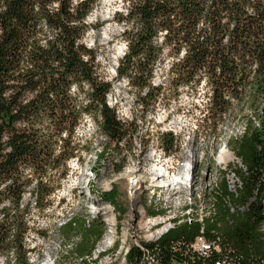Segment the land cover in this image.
I'll return each instance as SVG.
<instances>
[{"label": "trees", "instance_id": "1", "mask_svg": "<svg viewBox=\"0 0 264 264\" xmlns=\"http://www.w3.org/2000/svg\"><path fill=\"white\" fill-rule=\"evenodd\" d=\"M96 1L0 0V255L8 264H30L23 195L33 184L35 205L44 209L56 188L50 176L65 177L68 160L77 156L71 139L83 116L108 142L118 146L124 138L123 122L106 102L111 83L96 70L94 50L82 42L84 20ZM123 18L129 24L127 50L117 74L138 90L142 107L149 106L152 92L154 99L161 94L163 87L151 80L155 66L169 55L175 92L205 86V126H215L245 96L264 110V0H129ZM261 114L257 127H245L240 137L228 140L241 163L235 192L222 180L209 192L202 222L174 217V227L157 240L130 244L124 264H142L144 247L154 256L152 264H174L179 257L172 244L192 242L202 228L230 249L238 264H264ZM166 135L161 140L170 151L175 138ZM106 150L103 144L94 152L96 175ZM98 196L116 208L113 188ZM163 212L148 209L149 215ZM58 230L78 237L66 251L74 258L69 264H89L105 225L101 218L70 217Z\"/></svg>", "mask_w": 264, "mask_h": 264}, {"label": "rangeland", "instance_id": "2", "mask_svg": "<svg viewBox=\"0 0 264 264\" xmlns=\"http://www.w3.org/2000/svg\"><path fill=\"white\" fill-rule=\"evenodd\" d=\"M128 1L111 0L101 6L97 0L84 20L87 30L82 39L96 54V70L111 83L106 102L123 122L124 138L118 146L108 142L99 133L96 123L84 115L71 139L77 156L68 160L65 177L50 176L56 188L44 209L35 205L33 184L26 190L22 204L27 206L25 221L30 228L25 234L30 264L74 263L73 256L66 255V251L78 237L69 239L70 236L58 230L70 217L87 221L101 218L105 225L88 259L89 264H124L123 252L128 245L154 240L158 235L159 226L150 229L147 223L149 202L155 201L171 217L184 214L185 205H193L194 215H205L210 206L209 192L222 180L231 190L238 182L235 170L241 163L228 140L240 137L245 127L258 126V116L264 112L260 101L251 103L245 96L242 104L236 105L234 101L233 108L223 114L215 126H205L202 121L205 86L182 87L175 92L170 85L172 58L164 55L155 66L151 80L152 85L163 87L161 94L154 99L155 92H152L146 99L149 106L142 107L138 90L117 74L119 60L127 50L124 31L129 24L123 17ZM95 9L99 10L97 17L91 15ZM165 134V139L170 135L175 138L170 151L163 147L161 137ZM103 144L107 150L96 175L92 169L94 152ZM184 164L189 172L188 179L178 184L177 189L158 188L151 181L135 180L133 185L132 176H128L135 169L142 171L144 176L163 171L167 174L165 177L171 179ZM116 165H120L118 172ZM112 188L116 208L98 196ZM108 204L113 211L112 225L103 213V207ZM117 241L119 245L114 249ZM0 264H8L5 255H0Z\"/></svg>", "mask_w": 264, "mask_h": 264}, {"label": "bare ground", "instance_id": "3", "mask_svg": "<svg viewBox=\"0 0 264 264\" xmlns=\"http://www.w3.org/2000/svg\"><path fill=\"white\" fill-rule=\"evenodd\" d=\"M109 1H111V0H99L98 3H99V5L103 6V5H106ZM98 14H99L98 9L93 10V12L91 13V15L93 17L94 16L97 17ZM148 156L150 157L151 155H148ZM139 171H135V169H134V171L128 173V176H130V175L132 176L131 181H132L133 185H135V183H136L135 180L136 181L139 180V182H141V183L142 182L144 183L146 181H151L153 183L152 185H154L155 187H158V188H165V187L171 188L172 187V189H177L176 186L178 184L186 183V180L188 179V175H189L188 169L186 168L185 164L181 165L178 173L174 176V178H171V179L169 178V176L165 177L164 174H166V172H163V171H162V173L157 172L158 174H156V175L151 174L152 176L151 175L144 176V174L142 175V173H141L142 171L141 172H139ZM236 184H235V187H236ZM235 187H234V189L232 188L233 190H231L229 188L230 191L235 192ZM148 205H149V208H151L153 210H156V211H162L163 210L164 212L163 213H157L155 215H150V217L147 218V223L150 226V229L152 227H158V226H159V228L156 229L158 231V235L156 236V238L154 240H146L145 242L157 240L162 234L167 232L170 228L174 227V222H172V219L176 216H179V217L180 216H187L186 219L188 221L197 220V221L202 222L203 217L206 215V214L204 215L203 213L198 214V215H194L193 214L194 212L192 213V210H193L192 206L193 205H188V207L186 209L183 208V212H185L184 214L175 215V216L171 217L168 214V211L166 209L159 208V206L157 205V203L155 201H153L152 204H151V202H149ZM103 213L106 216L109 225H112L114 223L113 211H112V207L109 204L105 205L103 207ZM165 224H166V226H164ZM195 239L214 240V239H210L204 235L203 228L201 229L200 234H198L195 237ZM215 240H217V239H215ZM103 243H106V239L103 240ZM137 244H140V243H137ZM128 249H129V245L123 252V259L124 260H125L124 257L126 255Z\"/></svg>", "mask_w": 264, "mask_h": 264}, {"label": "built area", "instance_id": "4", "mask_svg": "<svg viewBox=\"0 0 264 264\" xmlns=\"http://www.w3.org/2000/svg\"><path fill=\"white\" fill-rule=\"evenodd\" d=\"M142 250V264H152L154 256L147 247ZM178 255L174 264H238L230 249H224L220 240L193 239L190 243L179 241L171 246Z\"/></svg>", "mask_w": 264, "mask_h": 264}]
</instances>
